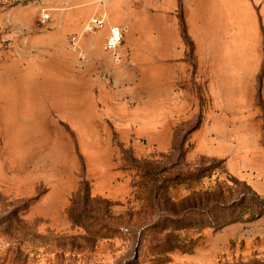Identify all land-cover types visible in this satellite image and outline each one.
Listing matches in <instances>:
<instances>
[{
    "label": "rangeland",
    "instance_id": "1",
    "mask_svg": "<svg viewBox=\"0 0 264 264\" xmlns=\"http://www.w3.org/2000/svg\"><path fill=\"white\" fill-rule=\"evenodd\" d=\"M89 2L0 0V264H264V213L250 221L249 209L239 206L221 220L215 221V215L203 219L207 226L200 229L192 224L171 230L173 246L192 240V249L160 253L166 231L152 228L158 211L144 209L143 162L151 172L199 175L170 187L171 198L217 184L233 188L231 178L260 198L264 194L231 174L224 160L195 153L190 133L199 124L207 97L194 78L180 96L185 109L154 126L153 105L157 109L158 103L150 92L121 93L105 76H96L92 92L87 86L73 92L71 59L78 49L77 34L56 43L55 49L31 46L36 33L51 31L64 13L73 12L84 21L93 7ZM43 13L49 18L40 23ZM100 13L93 16L105 19ZM185 45L193 72V45ZM55 52L63 55L62 69L50 66L48 58ZM47 76L48 83L57 79L62 85L46 90ZM161 100L167 114L168 94H161ZM116 102L122 107L111 108ZM80 186L108 204L104 211L91 203L97 221L111 230L102 237L84 218L74 224L68 217L69 200ZM236 198L234 194L230 200ZM82 204L78 200L76 205ZM239 212V221L218 228Z\"/></svg>",
    "mask_w": 264,
    "mask_h": 264
},
{
    "label": "crops",
    "instance_id": "2",
    "mask_svg": "<svg viewBox=\"0 0 264 264\" xmlns=\"http://www.w3.org/2000/svg\"><path fill=\"white\" fill-rule=\"evenodd\" d=\"M89 3L93 7L84 21L73 12L64 13L62 23L36 33L31 46L55 49L56 43L64 44L68 35L77 34L78 49L71 59L73 92L79 93L84 86L92 92L96 76L107 77L118 91L122 88L121 93L150 92L158 103L157 109L153 105L154 126L185 109L180 96L194 78L207 97L199 124L190 133L195 153L224 160L231 174L264 194V0ZM99 10L106 26L86 33L85 23ZM181 21L193 45V72ZM112 26L121 29L122 41L115 49L105 50ZM55 54L51 60L30 58L29 63L48 58L51 68L62 69L63 55ZM48 80L47 76L43 81L46 90L62 85L57 79ZM164 93L169 96L167 114L161 100ZM73 103L79 109L78 100ZM118 105L122 107V102L110 104L111 108Z\"/></svg>",
    "mask_w": 264,
    "mask_h": 264
},
{
    "label": "trees",
    "instance_id": "3",
    "mask_svg": "<svg viewBox=\"0 0 264 264\" xmlns=\"http://www.w3.org/2000/svg\"><path fill=\"white\" fill-rule=\"evenodd\" d=\"M181 36L185 44L190 42L186 34L185 24L180 23ZM150 167L148 162H143L139 167L141 173V199L144 202L145 211L152 212L154 209L158 211L155 225L152 228H158V230L165 232L164 242L161 244L160 253L174 250L175 248L181 250H191L193 241L190 240L186 245L181 247L173 246L171 242L170 234L171 230H182L190 228L192 224L197 225L198 229L203 226H207L206 221H210L212 215H215L216 220H221L223 215L229 214L227 212L230 208L242 207L243 210H248L247 215L249 220H255L260 218L264 213V198H260L250 188L241 181L231 178V184L223 187L217 184L215 187L207 188L204 190H193L188 195L180 198H171L167 193L170 187H174L185 181L199 179V175L187 173L184 176L179 174L166 173L165 170H147ZM205 169L204 171H206ZM203 170L198 174L201 175ZM168 175V176H165ZM154 176V177H153ZM238 195L236 200H230L233 195ZM248 195V198H247ZM152 199V200H151ZM249 199V200H247ZM78 200H82V205L77 206ZM92 202L98 203L105 211L107 203L104 199L91 197L87 188L81 186L75 194L69 200V206L67 208L68 217L71 221L81 223V219L84 218L89 226H97L96 234L100 233L99 237H102L105 233L111 231L104 227L97 221L93 215ZM80 210V211H78ZM16 213V212H14ZM243 212H239L238 216L233 218L224 219L218 226L221 228L225 225L237 222L241 219ZM206 219V220H203ZM20 220H16L15 224H20ZM213 223V221H211ZM195 228V227H193ZM169 229V230H168ZM165 230V231H164Z\"/></svg>",
    "mask_w": 264,
    "mask_h": 264
},
{
    "label": "built area",
    "instance_id": "4",
    "mask_svg": "<svg viewBox=\"0 0 264 264\" xmlns=\"http://www.w3.org/2000/svg\"><path fill=\"white\" fill-rule=\"evenodd\" d=\"M49 15L47 13H43L40 16V23H44L48 20ZM106 24V20L102 16H92L90 17L87 22L85 23L84 29L86 33H94L98 29L102 28ZM122 41V32L121 29L117 26H112L109 28V34L105 39L104 49L106 50H113ZM71 43L74 46L77 44V40L74 37L71 39Z\"/></svg>",
    "mask_w": 264,
    "mask_h": 264
}]
</instances>
